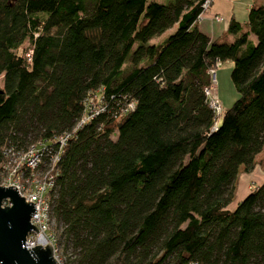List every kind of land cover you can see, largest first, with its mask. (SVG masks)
I'll use <instances>...</instances> for the list:
<instances>
[{"label":"trees","instance_id":"obj_1","mask_svg":"<svg viewBox=\"0 0 264 264\" xmlns=\"http://www.w3.org/2000/svg\"><path fill=\"white\" fill-rule=\"evenodd\" d=\"M203 1L0 0V163L101 107L51 168L75 264H264V179L228 208L264 144V2L210 40ZM225 61L215 122L203 90Z\"/></svg>","mask_w":264,"mask_h":264},{"label":"built area","instance_id":"obj_2","mask_svg":"<svg viewBox=\"0 0 264 264\" xmlns=\"http://www.w3.org/2000/svg\"><path fill=\"white\" fill-rule=\"evenodd\" d=\"M209 0H204L200 5L202 12L207 8ZM200 16V15H199ZM198 16V17H199ZM197 17V18H198ZM218 20L217 17H213ZM219 64L215 63L216 68ZM210 83L203 90L206 105L216 119L220 116L221 110L216 101L213 91V69L208 70ZM85 105V113L74 124L70 131L52 137L49 140H37L28 144L25 148H14L3 146L1 148L0 163V185L3 187L14 185L16 192L22 196L24 201L32 202L34 212L29 215V223L36 231L29 232L24 238L23 246L28 248L39 244L41 246L51 243L52 234L49 230L50 217V191L53 187L52 165L57 161L58 156L71 133L81 124L87 122L93 115L101 111L97 102L88 101ZM127 107H130L128 104ZM215 128V124L212 130ZM7 202L2 200L1 205ZM40 239V240H39ZM186 264H196L188 261Z\"/></svg>","mask_w":264,"mask_h":264},{"label":"water","instance_id":"obj_3","mask_svg":"<svg viewBox=\"0 0 264 264\" xmlns=\"http://www.w3.org/2000/svg\"><path fill=\"white\" fill-rule=\"evenodd\" d=\"M2 200L7 204L1 205ZM32 204L17 194L14 185H0V264H58L50 244L23 246L26 234L36 231L28 221Z\"/></svg>","mask_w":264,"mask_h":264},{"label":"crops","instance_id":"obj_4","mask_svg":"<svg viewBox=\"0 0 264 264\" xmlns=\"http://www.w3.org/2000/svg\"><path fill=\"white\" fill-rule=\"evenodd\" d=\"M263 2L264 0H209L206 10L196 20V27L210 40L224 38L230 23L244 26L248 9ZM214 16L218 20H214ZM226 38L230 40L231 36L227 35ZM252 163V168L248 172H244L241 166L238 167L228 208H232L248 190L264 179V144L260 152L254 156Z\"/></svg>","mask_w":264,"mask_h":264},{"label":"rangeland","instance_id":"obj_5","mask_svg":"<svg viewBox=\"0 0 264 264\" xmlns=\"http://www.w3.org/2000/svg\"><path fill=\"white\" fill-rule=\"evenodd\" d=\"M229 69L230 63L225 61L213 70L212 86L214 96L221 111L226 110L236 97L229 80ZM54 229L61 231L62 225L55 222L54 218L50 216L49 230L53 233ZM51 239L50 245L53 248V255L58 264H75L76 253L71 247L70 242L64 238L63 234H60L57 238L52 236Z\"/></svg>","mask_w":264,"mask_h":264},{"label":"bare ground","instance_id":"obj_6","mask_svg":"<svg viewBox=\"0 0 264 264\" xmlns=\"http://www.w3.org/2000/svg\"><path fill=\"white\" fill-rule=\"evenodd\" d=\"M40 240V239H39Z\"/></svg>","mask_w":264,"mask_h":264}]
</instances>
